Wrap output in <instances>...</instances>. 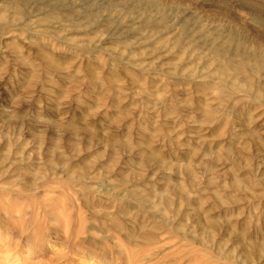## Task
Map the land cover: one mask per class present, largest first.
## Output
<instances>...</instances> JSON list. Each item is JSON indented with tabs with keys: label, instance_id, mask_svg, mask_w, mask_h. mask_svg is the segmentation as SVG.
I'll return each instance as SVG.
<instances>
[{
	"label": "clouds",
	"instance_id": "clouds-1",
	"mask_svg": "<svg viewBox=\"0 0 264 264\" xmlns=\"http://www.w3.org/2000/svg\"><path fill=\"white\" fill-rule=\"evenodd\" d=\"M0 264H264V0H0Z\"/></svg>",
	"mask_w": 264,
	"mask_h": 264
},
{
	"label": "rangeland",
	"instance_id": "rangeland-1",
	"mask_svg": "<svg viewBox=\"0 0 264 264\" xmlns=\"http://www.w3.org/2000/svg\"><path fill=\"white\" fill-rule=\"evenodd\" d=\"M257 127H259V125Z\"/></svg>",
	"mask_w": 264,
	"mask_h": 264
}]
</instances>
